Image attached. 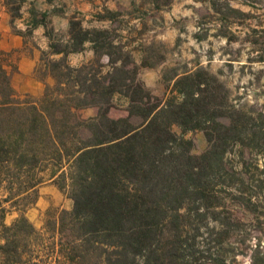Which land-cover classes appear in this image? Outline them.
<instances>
[{
  "label": "trees",
  "instance_id": "1",
  "mask_svg": "<svg viewBox=\"0 0 264 264\" xmlns=\"http://www.w3.org/2000/svg\"><path fill=\"white\" fill-rule=\"evenodd\" d=\"M1 1L12 19L20 18V0ZM38 25L44 21L26 30ZM90 34L71 20L74 48L50 41L41 61L54 84L37 101L16 98L0 49V264H189L184 235L193 217L221 206L216 187L233 188L225 157L228 146L245 144L248 121L222 113L220 97L193 75L177 79L179 102H161L128 76L119 58L109 59L104 75L93 62L71 66L66 56L86 42L94 54L108 48L104 37ZM117 94L128 100V115L112 120L107 113ZM91 106L98 108L95 118L76 117V109ZM173 124L203 130L207 150L190 155V142L172 132ZM45 170L68 189L73 206L36 229L24 213ZM13 210L21 214L6 225Z\"/></svg>",
  "mask_w": 264,
  "mask_h": 264
},
{
  "label": "rangeland",
  "instance_id": "2",
  "mask_svg": "<svg viewBox=\"0 0 264 264\" xmlns=\"http://www.w3.org/2000/svg\"><path fill=\"white\" fill-rule=\"evenodd\" d=\"M20 1V18L12 19L7 13L0 29L1 42L7 38L4 32L23 33L18 35L20 48H1L8 56L11 86L16 77L22 90L12 86L17 99L37 101L54 84L45 75L42 54L49 51L50 41L62 50L74 48L68 43V30L70 21L76 20L91 32L90 37H104L108 48L94 54V45L86 42L66 56L71 66L93 62L95 69L103 65L104 75L109 59L119 58L128 76L161 102H179L182 96L174 86L177 79L193 75L220 97L222 113L248 121L245 144L228 146L225 157L230 175L226 183H233V188L216 187L221 192V206L214 213L192 218L182 249L189 264H264V0ZM2 8L0 0V21ZM33 21H44V25L27 31L26 25ZM24 56L33 59L31 75L23 73L29 69L21 63ZM31 78L41 85L39 89ZM127 106L128 100L117 94L107 116L126 118ZM97 114L94 106L75 110L79 120H91ZM139 121L133 118L131 123ZM171 130L190 142L185 145L190 155L197 157L207 150L203 130L183 131L178 124ZM48 173L40 174L44 180L36 188V200L24 213L36 229L73 206L68 189L48 179ZM20 214L16 210L7 213L4 223L11 224Z\"/></svg>",
  "mask_w": 264,
  "mask_h": 264
},
{
  "label": "crops",
  "instance_id": "3",
  "mask_svg": "<svg viewBox=\"0 0 264 264\" xmlns=\"http://www.w3.org/2000/svg\"><path fill=\"white\" fill-rule=\"evenodd\" d=\"M8 12L5 10V8L3 7L2 8V20L0 21V29L3 30V22H4V19H5V16H8L7 14ZM3 37H7L4 41L1 42V39H0V44L2 43V47H0V49L2 48V50H11V49H14V48H20L22 46V39L20 38V36L18 35H10L9 33L7 32H4L3 33ZM1 46V45H0ZM4 47V49H3ZM21 63H25L26 65H28V68L27 70H25L23 73H26L28 75H31V71H32V68H33V59L32 57L30 56H24L22 57L21 59ZM17 78L14 77L13 78V88L16 90V91H22L19 87V85L17 84ZM32 83H34L35 87L36 88H40L41 85L37 82V81H34L32 78L30 79ZM25 91V90H23ZM29 92H32V91H29ZM33 93V92H32Z\"/></svg>",
  "mask_w": 264,
  "mask_h": 264
}]
</instances>
